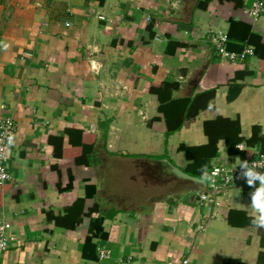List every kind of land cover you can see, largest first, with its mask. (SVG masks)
I'll list each match as a JSON object with an SVG mask.
<instances>
[{
	"label": "crops",
	"instance_id": "1",
	"mask_svg": "<svg viewBox=\"0 0 264 264\" xmlns=\"http://www.w3.org/2000/svg\"><path fill=\"white\" fill-rule=\"evenodd\" d=\"M251 2L0 0V117L17 124L0 264H264L258 186L201 204L192 182L157 190L150 161L208 188L214 165L263 151L248 143L264 136V12L242 13ZM218 30L254 55L221 58ZM98 216L107 239L85 249Z\"/></svg>",
	"mask_w": 264,
	"mask_h": 264
},
{
	"label": "built area",
	"instance_id": "2",
	"mask_svg": "<svg viewBox=\"0 0 264 264\" xmlns=\"http://www.w3.org/2000/svg\"><path fill=\"white\" fill-rule=\"evenodd\" d=\"M242 13L257 19L264 12V0H252L248 7L242 8ZM228 36L223 30H218L215 33L214 43L215 50L221 58L227 61H242L249 55H254L252 46H246L241 52H232L227 49ZM17 135V124L10 117H0V185L6 184L11 180V175L8 171L7 162L9 160V151L15 143ZM9 137H12V144L8 143ZM250 166L256 165V170L264 172V151L259 152L254 158L246 160ZM243 169L236 164L233 166L227 164L214 165L208 174V188L214 193H199V201L201 204L212 203L218 205L215 191L232 185L247 184L245 179L240 178V173ZM259 187V181L255 183ZM11 238L6 232V226L3 219L0 218V253L8 250ZM108 256L106 249L99 251V258L105 259ZM187 260H183L186 263Z\"/></svg>",
	"mask_w": 264,
	"mask_h": 264
},
{
	"label": "water",
	"instance_id": "3",
	"mask_svg": "<svg viewBox=\"0 0 264 264\" xmlns=\"http://www.w3.org/2000/svg\"><path fill=\"white\" fill-rule=\"evenodd\" d=\"M199 0H184L185 8L190 13L197 5ZM152 164V180L153 183H160L161 187L157 190L160 191H170L175 189L176 186H179L180 182H192L198 185L196 188L197 193H209L213 194L214 192L211 189L207 188L206 181L200 177L190 175L189 173L183 171L179 166L172 163L169 159H155L150 160ZM223 188L215 191L216 194L222 191ZM196 197V194L193 195Z\"/></svg>",
	"mask_w": 264,
	"mask_h": 264
},
{
	"label": "clouds",
	"instance_id": "4",
	"mask_svg": "<svg viewBox=\"0 0 264 264\" xmlns=\"http://www.w3.org/2000/svg\"><path fill=\"white\" fill-rule=\"evenodd\" d=\"M8 143L12 144V137H9ZM236 147L244 150L241 145ZM235 163L243 169L240 178L245 179L248 186L254 187L259 181V187H256L251 194L250 207L253 210L251 226L255 229H264V172L257 171L256 165L250 166L246 160H241L239 157L236 158Z\"/></svg>",
	"mask_w": 264,
	"mask_h": 264
},
{
	"label": "trees",
	"instance_id": "5",
	"mask_svg": "<svg viewBox=\"0 0 264 264\" xmlns=\"http://www.w3.org/2000/svg\"><path fill=\"white\" fill-rule=\"evenodd\" d=\"M212 0H199L197 3V8L200 9H205L208 2H210ZM218 1H229V2H235L236 5H241V0H218ZM206 95H209V97L211 98V96L213 95L212 91H209L206 93ZM174 128V127H173ZM172 130V128H168L167 129V133L169 134ZM248 143L250 144H258L260 143L262 150L264 151V136H258V132L253 133L252 138L249 139ZM261 151V152H263ZM71 188V185L68 184L64 189L61 190H67ZM96 209V206L93 207L92 211H94ZM48 217L51 219L52 216L48 215ZM102 222H103V218L98 216L96 218L93 219V227H92V231L91 233L86 237V242H85V249L88 246V244H90L92 242L93 239H100L101 241H105L107 239V233L103 230L102 227ZM261 247H264V237H261ZM264 252H260L259 253V257L263 254Z\"/></svg>",
	"mask_w": 264,
	"mask_h": 264
}]
</instances>
